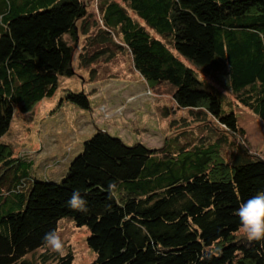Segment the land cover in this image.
<instances>
[{"label": "trees", "instance_id": "trees-1", "mask_svg": "<svg viewBox=\"0 0 264 264\" xmlns=\"http://www.w3.org/2000/svg\"><path fill=\"white\" fill-rule=\"evenodd\" d=\"M86 6L0 0V138L14 110L29 113L74 76L79 38V68L126 54L147 86H165L208 135L151 149L95 130L57 181L36 178L32 162L0 142V264L50 262L43 237L65 218L86 229L89 264H264V240L249 242L236 214L264 192V159L247 151L235 114L196 73L223 68L224 91L264 124V0H95L97 18ZM63 104L90 103L63 90L55 108ZM75 190L87 212L67 206Z\"/></svg>", "mask_w": 264, "mask_h": 264}, {"label": "rangeland", "instance_id": "rangeland-1", "mask_svg": "<svg viewBox=\"0 0 264 264\" xmlns=\"http://www.w3.org/2000/svg\"><path fill=\"white\" fill-rule=\"evenodd\" d=\"M81 1L97 18L93 8L95 0ZM81 44L82 38H79L73 48L74 76L63 78L53 96L33 105L29 113L14 110L8 131L0 138V142L11 146L15 156L32 162L30 172L36 178L57 181L68 162L80 153L82 142L95 130L104 131L125 145L141 143L151 149L160 148L167 138L176 139L171 145L174 148L198 145L208 135V125L203 124L205 128L192 122L188 112L176 108L165 86H147L133 72L126 54L115 51L112 58H99L89 69L79 68L76 57ZM196 73L222 95L225 109L228 105L235 114L237 125L243 130L247 151L264 159V124L236 105L224 91V69L216 71L212 78ZM63 90L86 94L89 110H80L70 104L56 109ZM221 151L226 158L227 151L224 148ZM56 232L65 242L66 254L63 256L71 257L70 264H89L93 260V254L85 245V228H76L65 218L57 222ZM41 253L43 250L35 252L34 256ZM45 253L51 259L45 264H55L63 257L47 249Z\"/></svg>", "mask_w": 264, "mask_h": 264}, {"label": "clouds", "instance_id": "clouds-1", "mask_svg": "<svg viewBox=\"0 0 264 264\" xmlns=\"http://www.w3.org/2000/svg\"><path fill=\"white\" fill-rule=\"evenodd\" d=\"M115 184H109V192L114 190ZM67 206L78 212H87V201L75 190ZM240 221V232L249 241L264 240V192H259L240 205L236 213ZM43 246L50 252L63 256L66 254L65 242L56 231L48 232L43 237Z\"/></svg>", "mask_w": 264, "mask_h": 264}]
</instances>
